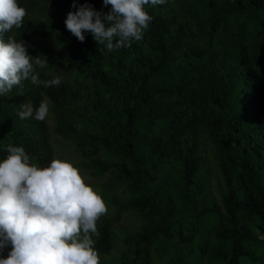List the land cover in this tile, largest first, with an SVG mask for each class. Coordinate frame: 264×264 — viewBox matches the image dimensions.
Listing matches in <instances>:
<instances>
[{
	"label": "trees",
	"instance_id": "16d2710c",
	"mask_svg": "<svg viewBox=\"0 0 264 264\" xmlns=\"http://www.w3.org/2000/svg\"><path fill=\"white\" fill-rule=\"evenodd\" d=\"M75 2L18 0L27 14L5 40H22L48 61L40 79L61 84L0 95V161L12 145L47 167L55 136L74 166L105 178L101 264H264V0L146 5L143 38L114 52L65 24L85 3L112 6ZM44 100V121L19 118Z\"/></svg>",
	"mask_w": 264,
	"mask_h": 264
},
{
	"label": "clouds",
	"instance_id": "9594fccd",
	"mask_svg": "<svg viewBox=\"0 0 264 264\" xmlns=\"http://www.w3.org/2000/svg\"><path fill=\"white\" fill-rule=\"evenodd\" d=\"M166 2L103 0L112 6L108 14L85 3L68 13L65 24L79 41L89 31L99 45L114 52L143 38L152 20L146 5ZM26 14L18 0H0V95L26 80L45 87L61 84L59 77L40 79L36 68H45L48 61L29 55L22 40H5L7 33L23 26ZM20 108V119L44 121L49 112L46 100L35 109L30 101ZM5 151L8 155L0 161V264H101L93 236H99L97 221L108 208L80 169L60 159L38 167L19 146L8 145ZM9 245L11 251L3 258Z\"/></svg>",
	"mask_w": 264,
	"mask_h": 264
},
{
	"label": "rangeland",
	"instance_id": "374dc122",
	"mask_svg": "<svg viewBox=\"0 0 264 264\" xmlns=\"http://www.w3.org/2000/svg\"><path fill=\"white\" fill-rule=\"evenodd\" d=\"M52 139L54 141H57L59 142L60 141V144L59 145H56L55 146V156L56 158L54 159H60V156H67V158L65 159V161H68V162H71L73 165L78 163L79 161V157L78 155L73 151L72 147L71 146H68L65 145V147H61V140L55 136H52ZM66 143V141H64ZM64 146V145H63ZM79 169V168H78ZM81 171V169H80ZM82 175L84 176L85 180L91 184L92 187H94V189L97 191L98 190V187L96 186L97 183H102L104 182V177H101V178H94L93 176H91L90 174L88 173H85L84 171L82 172ZM120 223L122 224H128V222L126 220H121Z\"/></svg>",
	"mask_w": 264,
	"mask_h": 264
}]
</instances>
